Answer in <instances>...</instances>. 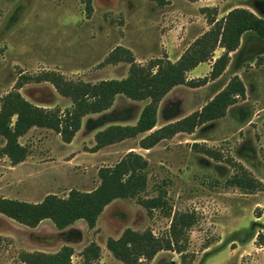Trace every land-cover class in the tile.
<instances>
[{"label":"rangeland","instance_id":"1","mask_svg":"<svg viewBox=\"0 0 264 264\" xmlns=\"http://www.w3.org/2000/svg\"><path fill=\"white\" fill-rule=\"evenodd\" d=\"M208 7L207 10H203ZM237 7L264 17V0H170L158 6L151 0H0V107L3 96L19 91L32 103L59 108L72 106L50 81H38L46 72L68 80L98 82L127 77L130 63L109 62L118 46L129 48L136 61L148 65L157 58L176 61L191 43L211 28L209 15L218 19ZM224 52L217 47L213 60L188 72L189 79L210 74L212 62ZM264 39L253 31L243 34L230 53L221 76L207 84L174 87L160 102L155 128L202 108L238 75L246 95L226 115L181 132L151 149L139 146L142 136L125 139L93 151L97 131L110 124H134L149 102L117 95L112 107L83 118L82 127L68 144L52 129L34 127L20 138L29 148L26 160L13 165L0 157V194L39 202L47 194L66 197L72 189L90 191L100 183L99 170L117 163L134 150L149 160L150 198L164 194V208L149 211L138 198L116 199L89 227L78 220L59 229L51 219L29 227L0 214V264H26L23 252L54 253L64 245L74 248L72 264H84L83 250L92 242L101 247L93 264H125L108 249L131 227L168 234L176 212L198 218L189 231L188 251L193 264H264V245L256 241L264 232ZM5 138L0 134V148ZM210 150L212 153L206 151ZM244 166L263 187L246 190L233 180ZM169 207L171 209H169ZM171 211V215L168 214ZM78 231L80 236L68 237ZM181 255L161 250L143 264H180Z\"/></svg>","mask_w":264,"mask_h":264},{"label":"trees","instance_id":"2","mask_svg":"<svg viewBox=\"0 0 264 264\" xmlns=\"http://www.w3.org/2000/svg\"><path fill=\"white\" fill-rule=\"evenodd\" d=\"M85 1L91 12L92 0ZM151 1L158 6L170 3V0ZM207 9L205 7L203 10ZM208 20L211 28L195 39L176 61L168 57L157 58L148 65H142L136 61L129 48L116 47L107 61L130 63L125 78L93 83L68 80L64 75L52 71L39 76L38 81H50L61 95L72 100V106L64 113L59 108L36 105L26 99L19 91V83L16 90L2 98L0 134L5 138V145L0 148V157L8 156L13 165L25 161L29 148L20 142V137L34 127L52 129L60 134L64 142L71 143L82 127L83 118L110 109L117 95H125L133 100L149 99V102L143 107L136 123H113L97 131L93 151L142 134L146 135L140 139L139 146L151 149L164 139L181 132L193 133L199 126L224 117L228 108L246 95V86L238 75L201 109L155 128L159 104L174 87L182 84L199 87L221 76L230 63V53L238 49L244 33L253 31L264 39V17L248 8H234L219 19L209 15ZM217 47H222L224 52L214 60L210 74L189 79L188 72L203 62L213 60ZM259 63H264V57L260 58ZM206 151L212 153L208 149ZM148 167L149 160L131 150L114 165L101 167L100 183L90 191L72 189L66 197L50 193L39 202L0 194V214L29 227H36L43 220L51 219L59 229H65L78 220H85L89 227H95L99 216L116 199L138 198L150 212L164 208L168 206L164 194L150 198L141 196L148 187ZM240 171L233 180L238 186L246 190L263 187L244 166L240 165ZM168 214L171 215V211ZM197 220L193 212H176L166 236L158 237L151 229L139 231L128 227L120 237H110L107 247L125 264H143L161 250L178 252L181 255L180 264H193L194 253L188 251L189 231ZM73 235L78 237L80 233L74 230L68 232V237H75ZM256 241L264 245V232L257 233ZM73 255L74 248L64 245L54 253L23 252L22 260L26 264H72ZM83 255L84 264H93L101 255L100 245L92 242L83 250Z\"/></svg>","mask_w":264,"mask_h":264},{"label":"crops","instance_id":"3","mask_svg":"<svg viewBox=\"0 0 264 264\" xmlns=\"http://www.w3.org/2000/svg\"><path fill=\"white\" fill-rule=\"evenodd\" d=\"M177 59H178V58H177ZM211 62H212V64H213V61H211ZM201 64H202V63H201ZM201 64H200V65H201ZM212 64H211V65H212ZM200 65H198L195 69H198V67H199ZM195 69H193L192 71H194ZM192 71H191V72H192ZM32 129H33V128H32ZM32 129H31V130H32ZM31 130H29V131H31ZM58 135H60V134H58ZM20 138H22V137H20ZM123 141H125V140H123ZM123 141H121V142H123ZM68 144H70V143H68Z\"/></svg>","mask_w":264,"mask_h":264}]
</instances>
